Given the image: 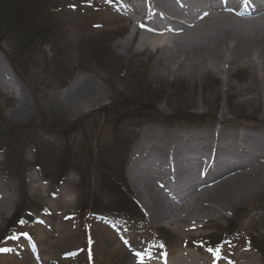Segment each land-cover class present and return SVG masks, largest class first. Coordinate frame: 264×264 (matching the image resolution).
<instances>
[{"label": "rangeland", "instance_id": "obj_1", "mask_svg": "<svg viewBox=\"0 0 264 264\" xmlns=\"http://www.w3.org/2000/svg\"><path fill=\"white\" fill-rule=\"evenodd\" d=\"M59 1L69 4L53 14L63 29L62 41L46 48L34 43L26 55L24 73L19 72L22 79L0 53V80L12 91L5 94L0 89V187L6 200L13 202L0 206V235L15 213L25 216L27 211L33 215L40 210L45 215L44 222L33 225L34 241L26 245L21 240L31 228L24 217L22 228L13 235L16 238L2 245L6 249H0V264H134L136 255L132 252H140V244L150 241L151 236L159 239V252L167 248L172 254L188 253L206 261L217 257L190 248L192 240L207 238L216 242L230 236L234 242L222 245L224 264H264V185L231 201L222 218L207 212L199 216L202 228L200 225L187 230L177 220L168 223L167 219L155 222L148 218L149 212H144L141 199L127 179L135 146L146 129L171 134L213 129L220 125V117H225L226 126L231 128L264 130V90H245L252 85L247 68L231 67L226 78L212 70L190 72L188 76L164 74L154 64L153 50L134 46L122 53L115 48L134 27L133 21L117 17L111 1ZM3 28L9 37H17L16 28ZM59 50L63 61L57 58ZM3 52H8L6 47ZM79 77L99 86L101 100L95 106L68 113L55 102ZM222 81L227 82L225 88ZM13 93L25 99L30 108L18 120L10 117L16 107ZM132 112L139 116L126 119L115 132L114 116L127 117ZM38 155L43 157V164L37 160ZM66 165L69 168L62 180V166ZM48 168L50 172L45 173ZM86 197L88 204L84 203ZM168 201L177 208L190 202ZM211 203L220 208L224 205ZM86 205L92 214L102 211L114 217L119 215L116 212L120 205L122 209L137 210V214L141 211L146 224H127L122 230L113 222L105 225L106 221L96 216L86 217L84 224L81 214H71L86 209ZM183 215L189 220L198 217L189 212ZM161 234L167 235L169 244ZM249 234H254V246L258 245L260 255L248 247ZM20 244L24 246L19 248Z\"/></svg>", "mask_w": 264, "mask_h": 264}, {"label": "bare ground", "instance_id": "obj_2", "mask_svg": "<svg viewBox=\"0 0 264 264\" xmlns=\"http://www.w3.org/2000/svg\"><path fill=\"white\" fill-rule=\"evenodd\" d=\"M116 10L121 16L131 17L134 27L114 45L122 53L130 52L134 46L153 50L154 64L164 74L188 76L190 72L212 70L226 78L231 67L247 68L252 85L245 90H264V0H127ZM221 84L225 88L227 82ZM95 85L85 77L76 78L55 105L68 113L95 106L101 100V90ZM0 89L5 94L12 92L2 80ZM13 98L16 107L10 117L18 120L30 108L20 95L13 93ZM219 120L220 125L213 129L173 134L145 130L135 146L127 179L141 199L143 210L149 212L148 218L155 222L163 218L168 223L177 220L187 230H195L201 225L200 215L208 212L222 218L231 201L264 185V130L231 128L226 126L225 117ZM167 182L173 186L169 190L163 188ZM183 186L191 188V192ZM177 190L180 193L176 194ZM176 195H185L189 204L180 208L172 205L168 199ZM6 199L0 187L1 207L13 204ZM214 201L224 203L223 207L211 203ZM180 210L198 217L189 220L185 213L177 215ZM202 260L183 253L150 264L213 263Z\"/></svg>", "mask_w": 264, "mask_h": 264}, {"label": "trees", "instance_id": "obj_3", "mask_svg": "<svg viewBox=\"0 0 264 264\" xmlns=\"http://www.w3.org/2000/svg\"><path fill=\"white\" fill-rule=\"evenodd\" d=\"M57 3L56 0H0V44L5 43L9 50L6 59H8L12 68L16 72H20L21 75L24 73L23 68H26L25 60L26 57H28L26 55L31 53V48L34 43H38V47L40 48L46 45L52 46L53 43H56V25H54L52 17L57 10ZM3 27L13 31L16 28L15 31L18 32L17 37H9L6 35ZM30 32L32 33L31 37L28 36ZM31 39L33 40L31 41ZM58 40L60 41V37H58ZM66 65L67 64L62 63L61 67H66ZM127 116L128 117H124L121 114L119 116H114L116 119V123L114 124L115 132H117L119 128H122L120 127L122 122L129 119L133 114H127ZM37 160L39 163L43 164V157L38 155ZM63 167H65L64 170H67V166H62V169ZM48 172H50V168H48L45 173ZM111 187L114 189L113 186ZM113 192L116 193V190L114 189ZM119 198L121 201H125L123 195L119 194ZM88 201L89 198L85 202L88 204ZM120 206L118 207L119 210L122 208ZM86 209H82L80 212L83 217L82 220L84 219L83 212H85ZM124 211H128V213L134 215L136 213L133 209L132 211L129 209ZM16 215L17 214L13 215V223L20 218V215Z\"/></svg>", "mask_w": 264, "mask_h": 264}, {"label": "snow or ice", "instance_id": "obj_4", "mask_svg": "<svg viewBox=\"0 0 264 264\" xmlns=\"http://www.w3.org/2000/svg\"><path fill=\"white\" fill-rule=\"evenodd\" d=\"M74 7V6H73ZM26 235V234H25ZM13 238H16V237H13Z\"/></svg>", "mask_w": 264, "mask_h": 264}]
</instances>
